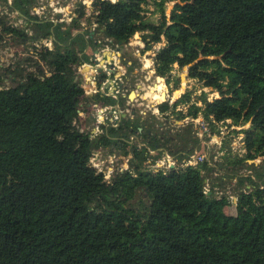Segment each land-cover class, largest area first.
<instances>
[{"label": "trees", "instance_id": "obj_1", "mask_svg": "<svg viewBox=\"0 0 264 264\" xmlns=\"http://www.w3.org/2000/svg\"><path fill=\"white\" fill-rule=\"evenodd\" d=\"M171 1L168 20L164 1L156 4L155 24L143 19L144 0H94L90 16L77 6L68 26L30 15L35 0L12 1L22 27L0 17V50L26 53L0 73V264H264L263 185L239 190L235 201L214 193L215 184L206 191L217 171L256 170L247 162L264 157V0ZM136 34L146 51L163 41L152 63L169 88L179 87L173 66L191 65L188 79L217 94L192 101L186 92L158 112L177 121L201 118L212 134L229 121L242 135L241 157L225 169L213 158L180 166L201 140L191 123L173 136L157 134L154 115L149 123L128 115L101 125L96 136L80 131L78 119L89 117L80 103L115 104L84 95L77 68L88 63L89 47H118ZM50 38L52 49H39ZM6 77L13 86H4ZM98 149L130 155L133 169L104 181L89 165ZM163 151L178 164L166 173L145 170ZM263 177L256 172L238 182ZM230 205L234 215L224 211Z\"/></svg>", "mask_w": 264, "mask_h": 264}, {"label": "rangeland", "instance_id": "obj_2", "mask_svg": "<svg viewBox=\"0 0 264 264\" xmlns=\"http://www.w3.org/2000/svg\"><path fill=\"white\" fill-rule=\"evenodd\" d=\"M145 4H143L142 7V16L143 19L146 21H149L151 23H157L158 20L161 18V14L159 12L160 6H157L156 4H160L162 1L163 5L162 8L164 9V13L166 15V20L169 19V14L170 11L172 10L173 5L175 4L174 1L171 0H144ZM15 20V15H12L9 17V22ZM140 34H136L131 38L127 43L125 42L123 45H118V49L120 52V58L117 60V66L120 68H115V74L116 71L119 69V74L124 73V69L126 73H124L127 78L129 79V82L127 83V90L124 92V98L130 94V92L134 91L135 93V100H133V103H131V107H134V112L137 114L139 117H141L142 121H145L149 123L151 121V116L154 115L153 110L156 108L155 100L160 102H163L162 95L163 93L165 94V99L164 101H169V104L174 103L176 99H178L182 94L186 92L192 93V101L196 98V95H199L201 92L208 93V98L212 99L216 97V93H210V89H207L203 87L202 81H197L193 79H188L187 77V70L186 68H179L178 65L173 66L172 70V75L176 76L178 80L180 79L181 76H184L185 78L182 80H179V87L178 89H171L167 85H165V81L162 78H157L155 77L154 74H152L153 70V63H152V58L154 57L156 51L160 49L163 46V41L161 43L156 44L153 46V48L149 51L145 50V44L141 42L140 39ZM94 49L92 47H89L88 52L86 54L87 60L90 64L89 65L91 68L95 67V63L91 62L90 59L92 58V53ZM25 51H22L21 48H14V47H6L0 51V73H1V67L8 68L10 65H12L13 59L16 58V56H25ZM98 68V67H97ZM128 71H131L130 73ZM78 74V73H77ZM78 80L83 86L84 84V78L78 74ZM4 86H13L11 81L9 80L8 77L4 79L3 82ZM163 85V87L161 86ZM139 86V88H138ZM158 86L162 87V91L160 92V88ZM154 90L156 93L160 92L158 97H152L151 95ZM137 98V99H136ZM142 98V100H141ZM136 100H138L136 102ZM127 101L124 100V111L127 107ZM142 101V105L138 106V103ZM79 107L81 111H84L85 115L88 114L89 108L84 103ZM92 104V103H91ZM90 105V104H89ZM105 106V104H102ZM178 109H186V106H180ZM133 111V110H132ZM92 113L89 110V113ZM90 113V116L92 114ZM130 115H132L131 109H130ZM156 113V112H155ZM159 113V112H158ZM168 114L163 116L161 120L158 121V131L157 134H163L167 132V128H169V135L173 136L178 132L177 127H181V129L187 127L190 123L192 124V129L194 132L197 130L198 127V122L197 120H191V119H185L183 121H177L174 119V117H167ZM83 116V114H82ZM94 116V115H93ZM199 119V118H198ZM201 119V118H200ZM202 120V119H201ZM164 121H169L166 124H164ZM174 122H177L178 125H176ZM80 128L83 130H87L88 132H91L93 126L96 125L95 118L89 119L87 117L83 120V118L78 119V124H80ZM230 122L227 121L224 124H219L217 126V132L212 134L211 132H207L205 136H203L202 141H205V144H203V147L201 146L195 147L194 151H200L201 155H204L206 160L209 158L211 159L212 163H215L219 167H223L224 169L227 167L225 164L226 161H233L235 158L234 157H241L244 153L245 150L243 149V143H242V135L239 133H236L239 131V128L235 127H230L229 126ZM247 126L243 127L246 128ZM211 131V130H210ZM99 132V130H98ZM142 139L137 137V142L142 144ZM223 143H226L223 145ZM210 147V150L208 148ZM223 153L225 156L219 155ZM114 155H117L118 158L121 155L118 153V151H114L113 153L104 150L102 152V157L103 158H111ZM210 156V157H209ZM121 157V156H120ZM222 157V158H221ZM127 162V161H126ZM125 163V160H122L119 158L118 165ZM223 163V165H222ZM248 165H254L255 169H250L246 166H238L237 168L234 169V166L229 165L228 170L225 171H217V176L215 177L214 175L210 176L211 179V184L207 183L206 186V191L209 190L210 188L213 187L214 185V193L218 194H223L228 196L230 200L235 201V196L238 194L239 190H244V189H249L250 187H258V185H263L264 187V177L263 180L261 181H253L252 178H247L244 180L242 183L238 182V177H249L251 175H255L256 172L264 175V157H260L254 161H249L247 162ZM104 170H106V167H103ZM256 184H255V183ZM240 184V185H239ZM239 188V189H238ZM142 193V192H141ZM139 193V194H141ZM135 204V203H133ZM225 213L227 214H235L233 205L228 206L225 210Z\"/></svg>", "mask_w": 264, "mask_h": 264}, {"label": "built area", "instance_id": "obj_3", "mask_svg": "<svg viewBox=\"0 0 264 264\" xmlns=\"http://www.w3.org/2000/svg\"><path fill=\"white\" fill-rule=\"evenodd\" d=\"M12 1L13 0H6L5 3L0 2V17L3 16L9 19V17L15 15V20L10 21L8 23L12 24L14 27H22L24 25L23 19L21 17H18L19 16L18 12L12 11V9H10L12 7ZM110 1L115 2L116 0H110ZM93 2L94 0H35V4L30 10V15L37 16L39 18L48 19L54 24L61 23L68 26L72 23L73 19L76 17L75 11L77 6H82L85 11V17H88L91 14ZM85 26H86L85 22L82 21L81 22L82 30H85ZM91 26H92L91 29H94L96 27L94 23H92ZM107 42L111 43V41H107ZM38 47L39 49H41V47H45L46 49L51 50L53 47L51 38L42 41L41 45H38ZM117 48H118L117 46L112 47V45L110 46L105 45L104 47H102L101 49L99 48L98 50L99 53L96 55V57L104 53V51L106 50L109 51L110 53L115 54V56L113 57L112 69H109V64L106 63L105 65L101 66V68L106 73H108L109 70L111 71L114 70L115 68H120L117 66L118 65L117 60L119 59V55H120L119 54L120 52ZM85 64L87 65L88 63H83L77 68V73L81 75L85 81L83 86H81L84 91V95L90 97L97 94L100 96H107L113 98L114 95L112 94V91H110L111 88L109 87L111 86V81L108 83V81L105 80L104 82H102V86L100 88H97L96 87L97 80H95L96 79L95 74L97 73L96 72L97 68H91L89 65H87L90 67L91 73H85V71H83ZM118 81L119 80L114 79L113 84ZM137 101L138 100H136V102ZM102 104L103 103H92L91 105H89L90 111L92 109V113L90 112L92 114V118H95L96 121V125L93 126V128H91L92 129L91 134L97 133L98 130L100 129L99 126L101 125L110 124L112 126H116L117 121H120L121 112L116 111L114 109V105L103 106ZM142 104L143 103L141 101L140 103H138V106ZM129 107H131V102H129L128 100L127 107L125 111L123 110V112L129 114L130 112ZM80 131L83 132V129H81ZM85 131H88V129ZM207 132H208L207 127L203 123V121L201 120L200 122H198L196 137L202 140L204 133L207 134ZM130 139L134 140L132 137ZM143 146L144 144L139 145V147H143ZM103 151H104L103 149H98L93 151L89 158V165L97 174H101L103 176L104 181L106 182L110 181L114 173L130 172V170L133 169L131 166L132 157L130 155L127 157L119 156L120 159L125 160V163L118 165L119 158L117 155H114L111 158L109 157L103 158L102 157ZM204 161H206L205 156L201 155L197 151H194L193 154H191L187 159H185L180 166L196 167L197 165L203 163ZM104 166L106 167V170L103 169ZM175 166L176 165L173 162L171 155L167 151H163L159 159L153 162H148V164L145 166V170L150 172L166 173Z\"/></svg>", "mask_w": 264, "mask_h": 264}, {"label": "water", "instance_id": "obj_4", "mask_svg": "<svg viewBox=\"0 0 264 264\" xmlns=\"http://www.w3.org/2000/svg\"><path fill=\"white\" fill-rule=\"evenodd\" d=\"M128 41H126V43H127ZM121 43H119V45H120ZM106 46H110L111 45V43L110 42H106V44H105ZM94 52H96L95 54H97V52H98V50L97 51H94ZM102 54H104V55H102V57H103V59L99 62V65L100 66H103V65H105V63L106 64H109V69H112V67H113V57L115 56V54L114 53H110L109 51H104V53H102ZM120 54V53H119ZM119 58H120V55H119ZM91 62H93V63H97V61H96V59H95V57L94 56H92V58H91V60H90ZM191 66V65H190ZM190 66H188V67H190ZM188 67H185L186 68V70H188ZM92 68H96V67H92ZM103 69H101V71H102ZM111 73H115V71L114 70H109L108 71V73H107V76H108V78H110V76H111ZM127 74V73H126ZM95 76H97V74H95ZM126 75L125 74H119V69L116 71V74H114V79L115 80H119V83L117 84V85H114L113 86V79H109L108 81H111V86H109L110 88H111V91H112V94L114 95V97H113V99H114V101H115V103H116V105L114 104V109L116 110V111H119V112H123V108H121L122 106H119L118 105V101H119V99L120 98H124V92L127 90V88H128V86H127V83L128 82H122L121 80H122V78H125L126 79ZM185 77L184 76H181L180 77V79L179 80H182V79H184ZM138 88H139V86H138ZM135 99V93H134V91H132V92H130V94L128 95V100H129V102H133V100ZM162 99H163V102L161 101L160 102V100H158V101H156L155 100V104H156V108H155V110H153V111H156V112H158V107H159V105L160 104H162V103H164V102H166V101H164V99H165V94H163L162 95ZM130 108V107H129ZM122 116H120V119L121 118H125L126 117V115H127V113H124V114H121ZM209 194V193H208Z\"/></svg>", "mask_w": 264, "mask_h": 264}, {"label": "flooded vegetation", "instance_id": "obj_5", "mask_svg": "<svg viewBox=\"0 0 264 264\" xmlns=\"http://www.w3.org/2000/svg\"><path fill=\"white\" fill-rule=\"evenodd\" d=\"M6 48V47H5ZM4 49V48H3ZM118 49V48H117ZM97 50H99V48H97V49H94V51H97ZM0 51H2V49L0 50ZM93 51V53H92V56H94L95 57V59H96V61H97V63L95 64V67L97 68V76H95L96 77V79L95 80H97V84H96V87L97 88H100L101 86H102V82H104L105 80H109V79H113L114 80V74L115 73H111V76H110V78H108V76H107V73L104 71V70H102L101 71V66L99 65V62L100 61H98V59H97V57H96V55L99 53V51L97 52V54H95L96 52H94ZM91 60V59H90ZM88 64H90L89 62H88ZM122 82H124V80H121ZM108 82H110V81H108ZM119 83V81L118 82H115L114 84H113V86L114 85H117ZM112 87V86H111ZM137 99V98H136ZM85 104V103H84ZM89 104L91 105V103H88V104H85L86 106H87V108H89V110H90V107H89ZM81 105H83V104H81ZM80 105V106H81ZM131 109V112H132V115H130L131 113L129 112V114H127L126 116H128V115H130V116H133L134 114H135V112H134V107H132V108H130ZM89 110H88V114H87V116H89V118L91 117L92 118V116H90V113H89ZM133 110V111H132ZM84 115V114H83ZM81 116H82V113H81ZM122 116V115H121ZM119 123V121H117V124ZM99 128H100V126H99ZM101 133V128L99 129V132H97V133H95V134H93L92 133V136H96V135H99ZM167 133H169V131H167ZM133 143H135L136 144V146H138L139 147V145H140V143H138L137 142V140H134L133 141ZM143 144V143H142Z\"/></svg>", "mask_w": 264, "mask_h": 264}, {"label": "crops", "instance_id": "obj_6", "mask_svg": "<svg viewBox=\"0 0 264 264\" xmlns=\"http://www.w3.org/2000/svg\"><path fill=\"white\" fill-rule=\"evenodd\" d=\"M119 50V49H118ZM102 55H104V54H100L99 56H97V59H98V61H101L102 59H103V57H102ZM118 62V61H117ZM85 67L83 68V71H85V73H91V69H90V67L89 66H87L86 64L84 65ZM128 72H130V71H128ZM124 73H126V71L124 72ZM123 73V74H124ZM152 74H154L155 75V73H154V71L152 72ZM156 77V76H155ZM157 78H159V77H157ZM122 80H124V82L126 83V82H129V79L126 77V79L125 78H122ZM109 83V82H108ZM111 91V90H110ZM115 105H116V103H115ZM121 108H124V105L121 107ZM125 112H121V114H124ZM153 114H154V116H155V118L159 121V120H161V118L163 117V116H165L164 115V113H155V112H153ZM169 114V113H168ZM90 119H92L91 117H90ZM201 121V119L199 118V119H197V122H200ZM167 122H169V121H164V124H166ZM176 125H178V123L177 122H174ZM178 128V131H180L181 130V127H177ZM166 130H168L169 131V128H167ZM134 140H137V138H134V137H132ZM203 144H205V141H202L201 140V142L199 143V145L201 146V148L203 147ZM208 148H209V150H210V147L208 146ZM199 153H200V151H198ZM152 154L154 155V152H152ZM223 153H221L220 152V154L219 155H222ZM224 155V154H223ZM171 158H172V160H173V162L175 163V165H177L178 163H177V161L175 160V158L173 157V156H171ZM214 176L216 177L217 176V174H214ZM206 183H207V180L205 181Z\"/></svg>", "mask_w": 264, "mask_h": 264}, {"label": "bare ground", "instance_id": "obj_7", "mask_svg": "<svg viewBox=\"0 0 264 264\" xmlns=\"http://www.w3.org/2000/svg\"><path fill=\"white\" fill-rule=\"evenodd\" d=\"M158 87L160 88V92H161V91L163 90L162 87H161V86H158ZM152 91H153V93H152V95H151V98H152L153 96L155 97V96H157V95L160 94V92L156 93L154 90H152ZM154 93L157 94V95H154ZM152 99H153V98H152Z\"/></svg>", "mask_w": 264, "mask_h": 264}]
</instances>
